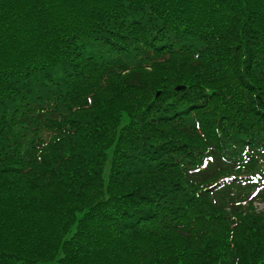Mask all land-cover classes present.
I'll use <instances>...</instances> for the list:
<instances>
[{
  "label": "trees",
  "instance_id": "obj_1",
  "mask_svg": "<svg viewBox=\"0 0 264 264\" xmlns=\"http://www.w3.org/2000/svg\"><path fill=\"white\" fill-rule=\"evenodd\" d=\"M263 166L264 0H0V264H264Z\"/></svg>",
  "mask_w": 264,
  "mask_h": 264
},
{
  "label": "rangeland",
  "instance_id": "obj_2",
  "mask_svg": "<svg viewBox=\"0 0 264 264\" xmlns=\"http://www.w3.org/2000/svg\"><path fill=\"white\" fill-rule=\"evenodd\" d=\"M108 172H109V167L107 166V167L105 168V176L107 175Z\"/></svg>",
  "mask_w": 264,
  "mask_h": 264
},
{
  "label": "water",
  "instance_id": "obj_3",
  "mask_svg": "<svg viewBox=\"0 0 264 264\" xmlns=\"http://www.w3.org/2000/svg\"><path fill=\"white\" fill-rule=\"evenodd\" d=\"M181 89H182V87H177V88H176V90H181Z\"/></svg>",
  "mask_w": 264,
  "mask_h": 264
}]
</instances>
